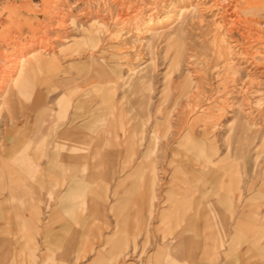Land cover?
Returning a JSON list of instances; mask_svg holds the SVG:
<instances>
[{
	"label": "rangeland",
	"instance_id": "1",
	"mask_svg": "<svg viewBox=\"0 0 264 264\" xmlns=\"http://www.w3.org/2000/svg\"><path fill=\"white\" fill-rule=\"evenodd\" d=\"M150 1L155 0H0V69L7 73V78L5 76L1 78L2 70L0 71V93L7 90L12 82L11 79L16 77V71L19 69H15V72L9 71L14 68L13 65L9 67L11 56L26 55L30 50L49 42L55 47L49 46L40 56L49 60V55L53 54L52 57L58 61L57 68L43 67L24 88L23 94L14 98L11 120H8V113L2 109L3 106H0V137L5 130L11 132L10 136L13 137L10 139L12 141H6L3 145V150L5 152L7 150V154H10L9 160L5 161L8 164L18 163V173L20 178L24 179L23 190L27 201L36 204L37 201L30 200L31 196L40 197L39 204L42 208L35 222H30L28 214L23 222L22 217L19 221L10 217L8 225L10 238L18 236V240L8 241L9 246L8 244L4 246L2 243L5 239L0 236V245L3 246L0 250H4V254L14 253L16 248L22 247L25 249V256L20 259H23L25 264H47L45 259L50 254L53 255L52 264H166L164 259L167 256L164 253L169 250L168 248H161L163 252L160 257L158 256L159 258L154 259L152 256L161 245L163 247L160 236V227H162L160 212L169 206L165 192L170 186L169 179L175 167L174 163L185 160V149L175 143L180 134H175L173 141L169 138L167 145L163 139H159L158 150L154 154L159 171L158 182L154 186L155 199L149 200L147 173L144 169L140 171L137 164L140 161L151 162L152 158L145 156L143 145L134 146L136 137H133V132L140 130L144 120L140 96L142 81L139 78L144 75V68L147 65L151 67L152 73L151 108H155L160 97L164 96L166 102L162 106L165 111L174 108L176 112L170 116L172 118L170 122L172 126L177 127L181 123L185 126L195 123L197 113L188 115L189 106L196 103L200 108L212 107L214 118L219 117V126L213 131L218 138L217 145L224 153L226 151L224 143L229 139L231 143L229 162L238 167L241 189L245 190L247 178L249 180L261 178L258 172L264 169V0H260L259 7L255 9L254 15H251V18L259 22L255 23L254 20L249 26L242 22L244 18L250 16L245 17L239 13L238 5L241 4L239 0L198 2L176 0L174 7L169 6L158 12L157 18L166 15L169 19H173L176 16V8L189 3L194 6L196 3H201L197 4L196 9L200 11L202 14L200 16L204 20L201 21L202 23L196 20L198 24L188 29V47L183 50L184 62L181 63L178 73L175 72L172 77L174 81H181L182 92L187 87L190 94H193L194 89L197 90L198 96L192 99L183 96L177 99V92L173 88L171 79L166 78L173 53L167 51V38L168 35L173 34L175 26L171 27L172 20L159 26L154 19L149 24L145 13L148 11L147 5L154 6L148 4ZM205 4L214 6L212 11L202 9ZM229 7L231 9H228ZM234 11H238L237 14L233 15ZM212 12L217 17L219 14L223 15L221 29L217 30L212 25ZM119 14L130 16L128 23L120 30L118 27L123 22L114 18ZM229 14H232L231 18ZM241 16L243 20L240 18V21ZM227 17L235 21H230ZM233 17H238L240 22H236ZM92 18L104 23L97 44L92 47L91 43H80L75 49L69 48L68 45L83 36V30ZM56 21L65 25L55 28ZM142 27L149 29L153 35L145 36ZM245 27H249L251 32L249 29H246V32ZM238 30H241V34ZM117 31L120 33L114 35ZM53 33L59 35L58 40H51L54 37ZM235 39L241 46L237 47L240 52L235 50L237 56L225 55L227 51L224 49L229 44L228 40ZM239 39L241 42L238 41ZM58 45L64 49L59 55L54 49L58 48ZM219 46L224 56L217 51ZM244 49L247 51L245 52ZM247 53L249 54L246 55ZM189 56L190 60L187 62ZM237 57L238 64H235ZM230 59L232 62L228 63ZM91 62H94L95 66L105 68V72L91 68ZM114 70H118V76H115ZM186 76L194 87L185 81ZM66 78L69 79V86ZM109 79L119 83L126 81L127 87L132 86V89L126 90V86L118 85L115 95L119 99L125 92L127 99L125 108L130 109L127 110L123 121L127 129L125 135L119 133L120 139L117 141L110 139L109 146L103 149L102 138L93 137L89 151L90 154L95 151V155L86 158V172H80L71 165L65 175L68 180H78L69 199L62 204L55 202L46 205L42 201L49 188L45 180L40 185L29 183L25 186V182L28 183L31 177L35 178V175L31 174L35 170L47 171V160L51 153L50 143L55 139L54 132L66 124L61 122L63 125L60 126L61 123L54 122L55 114L59 109L56 100L76 83H85L84 89H88L93 83L100 80L107 82ZM245 88L247 90H244ZM218 107L222 108L221 111H217ZM70 111L68 109L66 114ZM200 122L199 119L196 123L200 124ZM228 127H232L230 129L232 133L229 132ZM83 129L85 132L89 131L88 126ZM147 139L146 132L144 141ZM29 140L32 142L29 143V149L25 150ZM130 144L137 151L136 156L132 162L126 163L125 168H121L120 165L126 162L130 155L127 152ZM13 150L17 152L14 153ZM102 151L106 153V157L102 155ZM163 153L165 163H162L164 170L161 173L159 164ZM17 154H20V158L15 161ZM178 154L183 156L179 157ZM0 155L3 154L0 152ZM172 159H176L177 162ZM2 165L0 159V169ZM244 172L247 174L245 175ZM56 176L61 179L59 173ZM257 180L254 182L255 188L259 185ZM178 183L180 184V181H175L174 185ZM188 185L185 182L184 187ZM101 187H104L102 194ZM255 188L244 194L253 195ZM62 192L63 187H55L54 194H62ZM149 206H151L150 214L147 212ZM261 210V214H264V209ZM135 216L140 221L137 232L133 231ZM167 224L170 226V220ZM226 224L232 226L231 222L227 221ZM173 234L175 231H172ZM120 241L125 244V248L120 256L114 258L115 246ZM241 249L244 250L245 245H242ZM172 250L170 249L171 255ZM100 253L101 259L97 262L95 259ZM81 255L82 257L78 258ZM18 260L0 257V264H11L12 261L15 264L23 263H18ZM179 260L181 264H186L184 254ZM225 262L223 254L213 264Z\"/></svg>",
	"mask_w": 264,
	"mask_h": 264
},
{
	"label": "crops",
	"instance_id": "2",
	"mask_svg": "<svg viewBox=\"0 0 264 264\" xmlns=\"http://www.w3.org/2000/svg\"><path fill=\"white\" fill-rule=\"evenodd\" d=\"M73 44L74 43H71L70 45H68V47L75 49L74 48L75 44L74 45ZM29 62L25 67V71L23 72L24 76H22V78L16 83L17 86L14 84L13 87H11V90L8 94L5 104L3 105L2 109L8 113V120H11L13 113L14 105L12 101L14 100V98L17 97V95L20 96L23 94V91H25L24 88L31 83V80L34 78V76L37 73H39V71L43 67L57 68L58 66L57 59L53 61L52 57H50L49 60L47 58L44 59L43 57V61L41 59L38 60V62H35L33 60ZM94 64H95L94 62H91V68L97 71L100 70L102 72H105V68L97 67ZM114 74H116L115 76H118V70H114ZM66 79L68 81L67 82L68 85L69 79L68 78ZM125 84L123 85L122 82L119 83L118 81L113 82L110 79L107 82L106 80H100L97 83H93L91 86H89L88 89H84V87L86 86L85 83H80V84L76 83L73 87H71L70 85L71 89H69L68 92L63 93L58 98V100H56V104H58L59 109L55 114L54 122L56 124H59L61 122L63 123L66 122V124L64 125V127H61V129L54 132L55 139L53 142L50 143L51 153L47 160V165H46L47 171L42 172L41 170L39 171V169H37L35 170V172L31 173L35 175V178L31 177L28 183L25 182V186H28L29 183L40 185L45 180V183L46 185H48L49 188L47 190V194L45 198L42 201L46 205L55 202L62 204L64 201H66V199H69L71 191L74 185H76L75 183H78V180L76 181L75 180L73 181L72 179L68 180L65 175L69 171L71 164L72 165L76 164L75 165L76 168L79 166L78 169L80 172L83 173L86 172L87 170L86 158L89 155H93V156L95 155V151L93 154H90L89 151L92 143L91 140L93 139V137L97 136V139L102 138L101 146L103 149L109 146L110 139L116 141L119 140L120 139L119 133H123L125 135L127 129L125 128V124L123 121L125 119L124 117L127 113V110L130 111V109L125 108L127 105L126 94H124L125 92H123L122 96L119 99L116 98L115 96L117 86L118 85L126 86ZM129 86L128 87L126 86L125 89L126 90L132 89V86L131 87ZM140 86H141L140 96L142 102V114L144 120L140 126V130L133 132L134 133L133 137H136V140H134V146L142 147L143 145V147L145 148V156L152 158L151 162L141 163L140 161V163L137 164V167L140 171H142V169L146 170L147 173L146 179L149 185V188L147 189V197L149 198V200H152L155 199L154 186L158 182V172H159L157 169L158 167L156 166V160L154 154L158 150L157 147H158L159 139H163L165 144L167 145L169 138L168 136H163L162 133L159 132V134L157 135L156 146L152 149L151 142L153 136L152 133L153 124L157 120L161 121V119L163 118L158 114L154 115L153 112L155 111V108L149 107L148 104L144 110L145 111L144 113L143 105L145 102L144 99L142 98V93H143L142 85ZM77 90L78 92H76ZM75 101H77L78 104L77 102L75 103ZM158 103L159 102H157V104ZM68 109L71 111L70 113L66 114V111ZM117 113L118 114L120 113L119 117L117 116L118 115ZM61 125L63 124L61 123L60 126ZM85 126L89 127L88 129L89 131L85 132V130L83 129L85 128ZM146 126L148 129H146ZM146 132L148 134V139L144 141ZM10 134L11 132L5 130L4 134L0 137V152L1 153L3 152L2 153L3 155H0L1 157L0 159L3 162L2 168L0 169V179L2 178L0 180V228L5 229V230L0 229V236L2 237L3 240L5 239V241L2 243V245L4 246L8 244V241L18 240V236L13 237L12 239L9 236L11 234L9 230H7L8 229L7 226L9 225V221L11 219L10 217L16 218L17 221L23 218V220H21L23 222L26 218V215L28 214L29 215L28 217H30V222L31 221L35 222L36 217L42 211V208L39 204V202H41L40 197L31 196L30 200L34 199L35 201H37L35 202L36 204H34L32 201L31 202L27 201L25 192L23 190L24 179L20 178V174L18 173V168H17L19 167L18 163L14 162L13 164L12 163L8 164L5 161V160L7 161L9 160L8 156L10 154H7V150L6 152L3 150L4 149L3 145L5 144L6 141H12L10 139L13 137H11ZM106 136H108L107 139ZM213 137H215L216 145H217L218 138L215 134H213ZM14 140H16V138H14ZM30 142L32 141L29 140V142L26 144L24 148L25 150L29 149ZM130 145L131 146L127 149L128 150L127 152L130 155L128 156L126 162H123L120 165L121 168H125L126 163L129 161L132 162L136 156L137 151L132 148V144ZM217 148L219 150V153L215 157H213L212 163L220 161L226 155L227 150L224 151L223 153L221 152V149L220 147H218V145ZM183 149L185 148L183 147ZM15 151L17 152V150ZM15 151L13 150L14 153H16ZM171 151L174 152V150ZM185 152H186L185 160L183 159L182 160L183 162H177V160L174 159L177 163H174L175 167L169 179L170 186L165 192V196L167 197L166 201L169 200V204H168L169 206L164 208L160 212L161 213L160 222L162 225V227H160V236H161V241H163L162 242L163 247L161 245V247L158 248L157 252L152 257L154 259L159 258L160 254L162 255L163 252L162 249L168 248L169 250H167V252L164 253L165 256H167L166 259H164L166 264H181L179 259L181 257L183 258V254L186 264H213L223 254H224V259L226 260L224 264H260V263L264 264V251L262 249L264 247V240L259 238L261 232L264 230V226L261 224L264 218V214H261L262 211L261 209L262 208L264 209V206L258 205L259 208L257 209L256 206L257 204L255 205L253 204V202L249 201L250 199L256 197V193L259 185L256 187L257 189L254 187L255 188L254 194L249 196L247 194L245 195L244 193L251 191H246V187L245 190H242L239 183L240 192H241L240 199H238V195H237L238 191L237 190L233 191L232 187H231L232 194H230L231 197L225 196L226 198L224 197L221 199L219 198V196L216 195L218 190L217 187L218 183H221L223 181L222 184L226 182V184L228 185L229 180L226 177L222 178L221 176H219L220 170L218 171V169L216 168H212L210 170V173L207 172V170L206 171L203 170L205 172L204 173V175L206 176L205 178V176L200 173L202 171H200V169H198V167L195 166V164H193V162L190 161V159H196L194 158L195 154H193L194 152H192V148L185 149ZM230 154L231 151L229 150L228 159L230 157ZM102 155L105 157L107 156L104 151H102ZM182 156L183 155H179V157ZM18 158H20V154L16 155L15 161ZM82 158L83 159L85 158V160H82ZM164 158H165V154L162 156V159L159 164L161 173H163L164 170L163 169L164 166L162 165V163L163 164L165 163ZM57 163L60 164L59 169H57V166L59 167ZM230 163L232 162L230 161ZM206 172L208 173V175ZM57 173L60 174L61 179H59L56 176ZM184 176L187 178L182 179L181 177ZM3 177H5L6 179H3ZM217 178L218 181L217 180L215 181V179ZM221 178L222 180H220ZM193 179L194 180L196 179L195 180L196 183H192L195 182ZM175 181H180V184L178 183L174 185ZM203 181L206 182L204 183ZM185 182L189 184L187 187H184ZM210 182H212L214 186ZM214 183H216L217 185H215ZM195 185L196 187H194ZM56 186L63 187L62 194H54V189ZM103 188L104 187L100 188L101 194L103 192ZM205 192L207 193V195ZM5 201L7 202V204ZM7 210L10 211L11 214ZM147 212L148 214H150L151 206L147 208ZM254 212L257 215L256 218H253ZM5 213L9 214V216ZM197 213H199L202 216H200ZM52 214H54V211L52 212ZM196 215H198L199 218ZM169 220L171 223L170 226L167 224ZM198 220L200 221L198 222ZM133 221H134L133 228L135 229V230L133 229V231L135 232L140 226V221L137 218V216L134 217ZM227 221L231 222L232 226L226 224ZM186 225L188 228L186 227ZM259 226L260 227L262 226L261 229H259L260 228ZM172 231H175V234L172 235ZM191 236L192 238H190ZM185 244L187 247L184 246ZM242 245H245L244 250L241 249ZM0 247L3 246L0 245ZM124 248H125V244L122 241H120L119 244L115 246L114 254H113L114 258L116 256H120ZM224 248L225 250H223ZM170 249H173L172 250L173 256L170 253ZM197 250L199 251L197 252ZM24 251L25 249H23L22 247L16 248L14 250V253H9V254L8 253L4 254L5 251L0 250V257H11L13 258V260L17 258L19 259L18 263L23 262L22 264H25L23 259H20V257L25 256ZM101 255H102L101 253L97 255V258L95 259L97 262L101 259ZM175 256L177 257V259ZM241 256L243 257L241 258ZM81 257L82 255L78 258ZM190 257H191L190 259L191 261L189 260ZM187 261H189L190 263ZM45 262L47 264H52L53 255L50 254L49 256H47ZM11 264H15L14 261H12Z\"/></svg>",
	"mask_w": 264,
	"mask_h": 264
},
{
	"label": "bare ground",
	"instance_id": "3",
	"mask_svg": "<svg viewBox=\"0 0 264 264\" xmlns=\"http://www.w3.org/2000/svg\"><path fill=\"white\" fill-rule=\"evenodd\" d=\"M198 1H200V0H197L196 2H198ZM202 1V0H201ZM224 1V0H223ZM230 1V0H229ZM174 2H176V0H155V1H150L148 4H153L154 6L153 7H150V5L148 6L147 5V7H146V9L148 10L146 13H145V17L147 18L146 19V21L150 24L151 23V21L152 20H154V19H156L157 20V24L156 25H162V24H165V23H167V22H169L170 20H172V26L171 27H174L175 26V28H174V31H173V34L172 35H168V38H167V51L169 52H173L172 53V56H171V59H170V63H169V65H168V71L166 72V78H168V79H171V81H172V85H173V88H174V90L177 92V96H176V98L177 99H179V98H181L182 96L183 97H189V99L191 98H196L197 96H198V92H197V90L196 91H194L193 90V94H190L189 93V91H188V87L186 88V89H184L183 90V92H182V90H181V86H182V84H181V81L180 80H173L172 79V77H173V74L176 72V73H178V71H179V69H180V65H181V63L182 62H184V52H183V50H184V48L185 49H187V47H188V41H187V34H188V29H190V28H192V27H194L195 26V24H198V21H202V20H204V19H202V16H200V15H202V14H200V11H198V9H196V7H197V4L199 5V4H201V3H196V5L194 6V5H192V4H188V5H186V6H183V7H180V8H176V16L173 18V19H169L166 15H163V16H161V18H157L158 17V12L159 11H161V10H164L165 8H168L169 6H170V8H172V7H174ZM239 2H241V4L240 5H238L239 7H240V12L239 13H241V14H243L245 17L246 16H250V17H246V18H244L245 20L244 21H242V22H245V23H247L246 25H251V23H252V21L254 22V20H255V23H257V22H259V21H257L256 19H253V18H251V15H254V11H255V9L256 8H258L259 7V4H260V0H239ZM160 3V4H159ZM212 3H214V2H212ZM231 3V2H230ZM238 3V2H237ZM215 4V3H214ZM145 5V4H144ZM211 5V4H210ZM210 5H207L206 6V4L205 5H203L204 7L202 8V9H204L205 11H208V10H210V11H212V7H214V6H210ZM235 5V4H234ZM231 6V5H230ZM219 7V6H218ZM222 7V6H221ZM237 7V6H236ZM220 8V7H219ZM238 8V7H237ZM236 8V9H237ZM228 9H231L230 7L228 8ZM234 9H235V7H234ZM234 9H232V10H234ZM84 10V9H83ZM169 10V9H168ZM220 10V9H219ZM224 10V9H223ZM203 11V10H202ZM199 12V13H198ZM220 12V11H219ZM222 12H224V11H222ZM236 12H238V11H236ZM235 11H234V14L233 15H235V13H236ZM178 13V14H177ZM213 13V12H212ZM217 13V12H216ZM95 14V13H94ZM170 14V13H169ZM222 14V13H221ZM228 14V13H227ZM226 14V15H227ZM237 14V13H236ZM213 16V17H212ZM210 18H211V22H212V25H214L215 27H216V29L218 30V29H221V27H222V24L223 23H221V21L222 20H224L223 19V15L221 16L220 14H219V16L217 17L216 15H215V13H213V15H212ZM238 16H240L239 14H238ZM130 17V16H129ZM129 17H128V14H126V15H117L116 17H114V18H116L117 20H120L121 22H123L122 23V25L121 26H119L118 27V29L120 30V28H122V26L123 25H125L126 23H128V20H129ZM232 17V14H229V18H231ZM228 18V17H227ZM228 18V19H229ZM233 18H235L236 19V22H240L241 21V19L243 20V16H241V17H239V19H240V21H239V19H237L238 17H233ZM115 20V19H114ZM196 20H198L197 22H196ZM230 20V19H229ZM228 20V21H229ZM230 21H235V20H230ZM229 21V22H230ZM70 23V22H69ZM89 23V25L85 28V30H83V36H81L79 39H75L74 40V44H75V47H76V45H79L80 43L81 44H84V43H91L92 45V47H94V45L95 44H97V42H98V40H99V36H100V34H101V32H102V30H103V24L102 23H100V22H98L96 19H94V18H92V19H90V21L88 22ZM202 23V22H201ZM201 23H199V25L201 24ZM244 23V24H245ZM55 24H57L56 25V27L55 28H58V27H61V26H63V25H65L64 23H61V22H58V21H56V23ZM239 24V23H238ZM237 24V25H238ZM242 25H243V23H242ZM245 25V26H246ZM253 25H255L254 23H253ZM233 26H235L234 25V23H233ZM228 27H229V24H228ZM240 27H241V25H240ZM242 27H244V26H242ZM229 28H231V25H230V27ZM142 29H143V31H144V34H145V36H151V35H153V32H150V30L149 29H145V28H143L142 27ZM226 29V28H225ZM246 29L248 30L249 29V27H245V31H246ZM237 30V29H236ZM162 31H164V30H162ZM226 31V30H225ZM224 31V32H225ZM229 31V33H231L230 32V30H228ZM239 31V33H240V31L241 30H238ZM244 32V31H243ZM247 32V31H246ZM249 32H251L250 31V29H249ZM118 33H120V31H117V32H115L114 33V35H116V34H118ZM227 33V32H226ZM233 33V32H232ZM236 33V32H235ZM245 33V32H244ZM54 34V33H53ZM237 34V33H236ZM241 34V33H240ZM228 35V34H227ZM232 35V34H231ZM246 34H244V36H245ZM54 37L51 39V40H58V36L59 35H57V34H54L53 35ZM233 36V35H232ZM248 36V35H247ZM250 36V35H249ZM242 37V36H241ZM232 38V37H231ZM234 38V37H233ZM224 40V39H223ZM226 40V39H225ZM238 41H240V39L238 40ZM241 42V41H240ZM185 43V44H184ZM218 43V42H217ZM228 45H226L225 46V51H227V52H225V55H229V56H237L236 54H237V52L236 51H238L239 50V48L241 47V46H239V44H238V42H237V40L235 39V40H228ZM245 43H247V42H245ZM73 44V45H74ZM243 44V43H242ZM217 45V44H216ZM219 45V44H218ZM230 45V46H229ZM49 46H53V47H55L52 43H47V44H45V45H43V46H40V47H38V48H35V49H32V50H30L29 52H27V54L26 55H18V56H11V59H9V67L11 66V65H13V67L14 68H12L11 70H9L10 72L12 71H14L15 72V69H17V68H19V69H17V71H16V73H17V75H16V77H14V78H10L11 80H12V82L9 84V86H8V88H7V90H5L4 91V93H0V101H1V104H0V106H3L4 104H5V101H6V99H7V97H8V94H9V92H10V90H11V85L12 84H15L16 85V83L22 78V76H24L23 74V72L25 71V67H26V65H27V63L29 62V61H35V62H38V60H41L42 59V61H43V58H42V56H40L41 54H43V52H45L48 48H49ZM59 46V45H58ZM243 46V45H242ZM74 47V48H75ZM215 47V46H214ZM237 47H239L238 49H237ZM243 48V47H242ZM241 48V49H242ZM244 48H245V46H244ZM55 49V51H56V53H57V55H59V53L60 52H63L64 51V49L61 47V46H59L58 48H54ZM236 50V51H235ZM246 49H244V51H245ZM185 51V50H184ZM217 51L219 52V54L220 55H223L224 56V54L222 53L223 51H222V49H221V47L219 46L218 47V49H217ZM247 51V50H246ZM245 51V52H246ZM239 52H240V50H239ZM244 52V53H245ZM48 53V52H47ZM46 53V54H47ZM239 54V53H238ZM249 53H247L246 55H248ZM52 55L53 54H50L49 56L50 57H52ZM245 55V54H244ZM244 55H241V57L242 56H244ZM9 58V57H8ZM188 58V59H187ZM187 58H185V59H187L188 61L187 62H189V60H190V56L189 57H187ZM244 58V57H243ZM246 58V57H245ZM52 60L54 61L55 59L52 57ZM240 60V59H239ZM245 60V59H244ZM251 60V59H250ZM250 60H249V62H250ZM237 61H238V57H237V59L234 61V63L236 64L237 63ZM254 61V60H253ZM6 62H7V59H6ZM229 62H232V60L230 59V60H228V63ZM241 62V61H240ZM239 62V63H240ZM29 64H30V62H29ZM238 64V63H237ZM241 64V63H240ZM240 64H239V66H240ZM247 65H248V63H246ZM254 64H255V62H254ZM253 64V65H254ZM40 65V64H39ZM252 65V66H253ZM256 65V64H255ZM30 66V65H29ZM243 66H244V63H243ZM5 67V66H4ZM28 67V66H27ZM33 67V66H32ZM97 67H101V66H99V65H97ZM245 67V66H244ZM255 68V67H254ZM29 69V68H28ZM33 69V68H32ZM145 73H144V75L142 76V77H140V79H141V81H142V91H143V93H142V98L144 99V105H143V111L145 110V108L147 107V104L149 105V107H151L152 106V101H151V93H152V91H153V89H152V81H151V79H152V73H151V67L150 66H145ZM2 69H0V71H1ZM27 71V70H26ZM30 71V70H29ZM117 72V71H116ZM1 78H3L4 76H5V78H7L6 76H7V73L6 72H4V70H2V74H1ZM5 78H4V80H5ZM185 81L188 83V85H190L191 87H194V84H191L192 82L190 81V79H189V77L188 76H186L185 77ZM6 82V81H5ZM126 83V81H124L123 82V85ZM187 85V86H188ZM17 86V85H16ZM196 86V85H195ZM242 87V86H241ZM244 90H247L246 88L244 89ZM243 89H242V92L244 93L245 91H244ZM16 91V90H15ZM110 91V90H109ZM108 91V92H109ZM113 91V90H112ZM192 91V90H191ZM91 93V92H90ZM192 93V92H191ZM82 97V96H81ZM70 101V100H69ZM244 101V100H243ZM77 101H75V103H76ZM166 101H165V97L164 96H162V97H160V99H159V103L157 104V106L155 107V111L153 112L154 113V115H160L163 119H161V121H159V120H157L154 124H153V127H152V133H153V136H152V142H151V147H152V149L156 146V143H157V135L159 134V132L160 133H162V135L163 136H168V138H170L169 140H171V141H173L172 139H174V135L175 134H177V135H179V139L175 142L176 143V145L177 146H182V147H184L185 149H190V148H192V152H194L193 154H195V157L194 158H196V159H190V161L191 162H193V164H195V166H197L198 167V169H200V171H202V172H200L201 174H203L204 175V171L203 170H207V172H209L210 173V170L212 169V168H216V169H218V171L220 172V175L219 176H221L222 178L223 177H226L228 180H229V182H228V185L226 184V182L225 183H223L222 184V182L220 181V180H222V178L219 180L221 183H218V190H217V196H219V198H224L225 196H230L231 197V195L230 194H232L231 192H232V190H231V187L233 188V191L235 190H237L238 191V193H237V195H238V199H240V197H241V192H240V186H239V183H240V181H241V179L240 178H238V171H237V168L235 167V164L234 163H230L228 160V154H229V150H230V145H231V143H229V139H227L226 140V142L224 143V146L226 147V150H227V152H226V155L220 160V161H218V162H213L212 163V159H213V157H215L218 153H219V150H218V148H217V145H216V139H215V137H213V134H214V130H215V127H217V126H219V117H216V118H214V116L212 115V113L214 112L213 111V108L212 107H205V108H200L199 106H197L196 105V103L194 104V105H192V106H189L188 107V109H189V112H188V115H189V113H197V118L195 119V123H190L188 126H185V125H183L182 123L180 124V126H177V127H174V126H172L171 125V122H170V119H172L170 116L173 114V113H175L176 111H174V108H173V110H169V111H165L164 110V108H163V106L162 105H164V103H165ZM74 103V104H75ZM186 103V102H185ZM77 104H78V102H77ZM103 104V103H102ZM86 105V104H85ZM79 107V106H78ZM86 108V107H85ZM250 108V107H249ZM120 109V108H119ZM176 109V108H175ZM217 109V111H221V109L222 108H216ZM83 110H85V109H83ZM74 111V110H73ZM120 111V110H119ZM118 111V112H119ZM177 112H178V110H177ZM181 112H183V111H181ZM144 113H145V111H144ZM183 113H185V111L183 112ZM219 113V112H218ZM87 114V113H86ZM118 114V113H117ZM72 115V114H71ZM119 115H120V113L117 115L118 117H119ZM84 116V115H83ZM82 118V117H81ZM210 118V119H209ZM118 119H120V118H118ZM117 119V120H118ZM200 119V124H197L196 122L198 121ZM186 120V119H185ZM74 121V120H73ZM184 122V121H183ZM199 125V126H198ZM231 126V125H230ZM245 127V126H244ZM160 128H161V131H160ZM232 127H228V130H229V132H231L230 131V129H231ZM246 128V127H245ZM74 129V128H73ZM72 129V130H73ZM77 129V128H76ZM74 131V130H73ZM65 132H67V131H65ZM69 132V131H68ZM232 133V132H231ZM240 134V133H239ZM66 135H67V133H66ZM81 135V134H80ZM85 135V134H84ZM230 135V134H229ZM239 137V136H238ZM228 138V137H227ZM231 138V137H230ZM3 151V150H2ZM3 153V152H2ZM186 153V152H185ZM14 155V154H13ZM5 159H7V158H5ZM82 160H85V158L83 159L82 158ZM195 160V161H194ZM59 162V161H58ZM60 163V162H59ZM68 164V163H67ZM85 164V163H84ZM57 165H59V167L57 166V169H59L60 168V164H58L57 163ZM72 165V164H71ZM76 164H74V166H75ZM81 166V165H80ZM182 166V165H181ZM77 168H79V166L77 167ZM84 169H85V167H84ZM184 169V168H183ZM221 170H222V172H221ZM82 171V170H81ZM217 171V170H216ZM186 172V171H185ZM206 172V173H207ZM152 173V172H151ZM150 173V174H151ZM245 173V175L247 174L246 172H244ZM219 174V173H218ZM207 175H208V173H207ZM212 175V174H211ZM258 175L259 176H261V178L259 177V179L257 180V179H255V180H249L248 178H247V180H248V182H247V186H246V191H251L252 189H254V187H255V184H254V182L257 180V181H259V186H258V189H257V193H256V197L255 198H252V199H250L249 201L250 202H253V204H257L256 206H257V209L259 208L258 207V205L259 206H264V169H263V171L261 170V171H259L258 172ZM205 176V175H204ZM199 177V176H198ZM216 177V176H215ZM252 177V176H251ZM205 178H206V176H205ZM211 178V177H210ZM194 180V179H193ZM196 180V179H195ZM194 180V181H195ZM213 180V179H212ZM218 181V178L217 179H215V181ZM210 181V180H209ZM208 181V182H209ZM215 181H213V182H215ZM198 182V181H197ZM204 182V181H203ZM206 182V181H205ZM204 182V183H205ZM192 183H196V181L195 182H192ZM192 183H191V185H192ZM211 184H212V182H210ZM215 185H217L216 183H214ZM182 185H183V183H182ZM202 185V184H201ZM208 185V184H207ZM213 185V184H212ZM227 185V186H226ZM172 186V185H171ZM200 186V185H199ZM204 186V185H203ZM209 186V185H208ZM214 186V185H213ZM194 187H196V185L194 186ZM202 187V186H201ZM210 187V186H209ZM201 189V188H200ZM210 189V188H209ZM198 191V190H197ZM210 191V190H209ZM152 192H153V190H152ZM15 193V192H14ZM206 193V192H205ZM214 193H216V192H214ZM200 195V194H199ZM206 195H207V193H206ZM152 196H153V194H152ZM202 198V197H201ZM226 198V197H225ZM65 199H66V197H65ZM204 199V198H203ZM3 202V201H2ZM6 202V201H5ZM255 202V203H254ZM6 204H7V202H6ZM252 204V205H253ZM3 205V204H2ZM212 205V204H211ZM215 205H217V204H215ZM4 206V205H3ZM210 206V205H209ZM214 206V205H213ZM254 206V205H253ZM255 206V207H256ZM5 208V207H4ZM256 209V210H257ZM6 211V210H5ZM8 211V210H7ZM9 212V211H8ZM203 213V212H202ZM5 214H7V213H5ZM197 214H199V213H197ZM208 214V213H207ZM224 214V213H223ZM8 216H9V214H7ZM200 215V214H199ZM196 216H198V215H196ZM200 216H202V215H200ZM221 216V215H220ZM256 213L254 212V217L253 218H256ZM209 217V216H208ZM223 217H224V215H223ZM222 217V218H223ZM198 218H199V216H198ZM215 218V217H214ZM224 219V218H223ZM242 220V219H241ZM200 220H198V222H199ZM247 222V221H246ZM161 223V222H160ZM218 223V222H217ZM250 223V222H249ZM193 224V223H192ZM252 224V223H251ZM254 224V223H253ZM261 224L264 226V218H263V220H262V222H261ZM176 225H178V224H176ZM175 225V226H176ZM197 225V224H196ZM165 226H167V225H165ZM190 226V225H189ZM8 227V226H7ZM177 227V226H176ZM186 227H187V225H186ZM219 227V226H218ZM260 227V226H259ZM262 227V226H261ZM261 227L259 228V229H261ZM188 228V227H187ZM187 228H185V229H187ZM192 228H194V227H192ZM221 228H222V226H221ZM1 229V228H0ZM3 229V228H2ZM1 229V230H2ZM3 230H5V229H3ZM8 230V229H7ZM197 230H199V229H197ZM220 231V230H219ZM195 233V232H194ZM199 234V233H198ZM190 235V234H189ZM7 236V235H6ZM10 236V235H9ZM184 237H185V235H184ZM198 237H199V235H198ZM190 238H192V236L190 237ZM259 238L260 239H263L264 240V230L261 232V234H260V236H259ZM165 239V238H164ZM198 241V240H197ZM202 241V240H201ZM201 241H199V242H201ZM196 242V241H195ZM185 243V242H184ZM197 243V242H196ZM185 247H187L186 246V244L184 245ZM194 246H195V244H194ZM195 248H197V247H195ZM263 249V251H264V247L262 248ZM199 250H197V252H198ZM190 253V252H189ZM200 253V252H199ZM198 253V254H199ZM238 253V252H237ZM233 256V255H232ZM187 257V256H186ZM243 256H241V258H242ZM259 257V256H258ZM186 259H188V258H186ZM191 259V257L189 258V260ZM191 261V260H190ZM240 261V260H239ZM187 262H189V261H187ZM262 262V261H261ZM190 263V262H189ZM260 264H262V263H260Z\"/></svg>",
	"mask_w": 264,
	"mask_h": 264
}]
</instances>
